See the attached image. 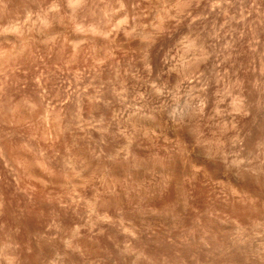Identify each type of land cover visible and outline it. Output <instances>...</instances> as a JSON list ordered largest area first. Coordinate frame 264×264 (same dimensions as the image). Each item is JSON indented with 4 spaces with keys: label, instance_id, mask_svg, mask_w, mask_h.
<instances>
[{
    "label": "rangeland",
    "instance_id": "1",
    "mask_svg": "<svg viewBox=\"0 0 264 264\" xmlns=\"http://www.w3.org/2000/svg\"><path fill=\"white\" fill-rule=\"evenodd\" d=\"M0 264H264V0H0Z\"/></svg>",
    "mask_w": 264,
    "mask_h": 264
}]
</instances>
